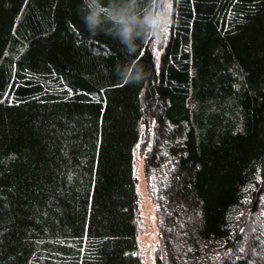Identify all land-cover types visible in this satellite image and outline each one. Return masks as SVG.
<instances>
[{
  "label": "trees",
  "instance_id": "trees-1",
  "mask_svg": "<svg viewBox=\"0 0 264 264\" xmlns=\"http://www.w3.org/2000/svg\"><path fill=\"white\" fill-rule=\"evenodd\" d=\"M81 5L0 0V264H144L136 149L155 264H264V0H170L132 54Z\"/></svg>",
  "mask_w": 264,
  "mask_h": 264
},
{
  "label": "clouds",
  "instance_id": "clouds-1",
  "mask_svg": "<svg viewBox=\"0 0 264 264\" xmlns=\"http://www.w3.org/2000/svg\"><path fill=\"white\" fill-rule=\"evenodd\" d=\"M169 4L170 0H82L81 20L89 34H104L132 54L137 41L167 39L172 25ZM116 71L125 84H138L146 75L136 64L117 66Z\"/></svg>",
  "mask_w": 264,
  "mask_h": 264
},
{
  "label": "rangeland",
  "instance_id": "rangeland-1",
  "mask_svg": "<svg viewBox=\"0 0 264 264\" xmlns=\"http://www.w3.org/2000/svg\"><path fill=\"white\" fill-rule=\"evenodd\" d=\"M169 7V6H168ZM167 10L170 11V8ZM158 43H155L157 50ZM134 172L138 193V245L140 257L144 264H155V252L158 241L156 207L147 188L143 170V160L137 149L134 151Z\"/></svg>",
  "mask_w": 264,
  "mask_h": 264
}]
</instances>
